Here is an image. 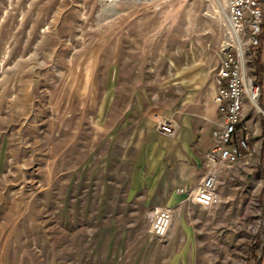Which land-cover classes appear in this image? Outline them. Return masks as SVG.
Returning <instances> with one entry per match:
<instances>
[{"label": "rangeland", "instance_id": "374dc122", "mask_svg": "<svg viewBox=\"0 0 264 264\" xmlns=\"http://www.w3.org/2000/svg\"><path fill=\"white\" fill-rule=\"evenodd\" d=\"M225 4L0 0V264H264V160L210 209L164 206L157 180L169 100L236 54ZM164 13L171 31L148 33ZM155 208L174 209L165 238Z\"/></svg>", "mask_w": 264, "mask_h": 264}, {"label": "crops", "instance_id": "0c3cea01", "mask_svg": "<svg viewBox=\"0 0 264 264\" xmlns=\"http://www.w3.org/2000/svg\"><path fill=\"white\" fill-rule=\"evenodd\" d=\"M187 15V14H186ZM184 20H177L178 35L186 37L187 32H193V15ZM159 26H152L148 33L158 32L162 25V33H168L172 29L173 18L165 13L159 18ZM155 23V21L153 22ZM193 27V28H192ZM184 30V31H181ZM261 52L259 62L261 65L260 76V101L259 105L264 110V101L262 92L264 90V24L262 27ZM164 48L162 51L164 52ZM160 51V49H158ZM218 63L210 73H200L197 80L192 75L184 83V90H181L179 96L170 99V105L167 112H163V117L174 123V137L170 138L164 149L162 159V175L157 179L162 182L160 192L161 201L164 206H177L183 200V195L177 193V189H189L196 185L204 176L216 172L218 174V192L222 198V187L229 183L242 182L243 177H250V173L257 171L255 162L259 159L264 160V133L262 120H259V126L250 130L252 122H256V116H252L249 103L244 107L245 130L250 134L249 145L252 149V155H245V152L237 146L242 132L238 130L235 143L231 146L232 152L242 154V159L227 167H221L218 163L216 154H213L217 134L221 130L222 116L218 113L216 103L217 82L216 74ZM182 85V84H181ZM183 86V85H182ZM152 192L150 198L156 195ZM164 204V203H163Z\"/></svg>", "mask_w": 264, "mask_h": 264}, {"label": "built area", "instance_id": "2783aa9c", "mask_svg": "<svg viewBox=\"0 0 264 264\" xmlns=\"http://www.w3.org/2000/svg\"><path fill=\"white\" fill-rule=\"evenodd\" d=\"M225 16L229 29L240 38L242 46L249 50L256 48L260 43V35L264 24V0H226ZM244 51V50H243ZM245 52L241 57L238 50L232 56L230 53L221 61L217 69V96L218 113L222 116L221 130L217 134L213 154L217 155L221 167L239 162L242 154L231 151L235 143L238 130L242 132L237 141L245 155H252L249 145L250 134L245 130L244 107L246 103L256 107L264 117V110L258 106L260 99V87L246 76ZM255 107V106H254ZM174 123L165 121L160 129L166 130L169 136L174 135ZM218 174L212 172L204 176L192 188H179L177 193L183 195V200L177 206L184 203L195 205L204 209H210L220 202L218 192ZM173 208H155L148 214L152 236L165 238L172 223Z\"/></svg>", "mask_w": 264, "mask_h": 264}, {"label": "trees", "instance_id": "16d2710c", "mask_svg": "<svg viewBox=\"0 0 264 264\" xmlns=\"http://www.w3.org/2000/svg\"><path fill=\"white\" fill-rule=\"evenodd\" d=\"M262 34L260 35V45H261V40H262ZM256 61H255V72H256V75L259 77V83H260V76H261V65H260V62H259V55H260V50H259V46L257 48V54H256ZM260 106V105H259ZM262 128H263V133H264V122L262 121ZM263 149H264V144H263ZM261 239L262 237L261 236H258L256 241H255V246L256 248H259V246L261 245Z\"/></svg>", "mask_w": 264, "mask_h": 264}, {"label": "bare ground", "instance_id": "6f19581e", "mask_svg": "<svg viewBox=\"0 0 264 264\" xmlns=\"http://www.w3.org/2000/svg\"><path fill=\"white\" fill-rule=\"evenodd\" d=\"M222 10H223V13H224V15H225L226 13H225V9H224V7H222ZM229 30H230L229 32H230L231 38H232L233 41L237 44V45H236V46H237L236 48H237V50H238L240 56L242 57L244 51H243V48H242L241 40H240L239 37H237V36L234 34V31H233L232 29H229ZM251 103L255 106L256 109H258V108L256 107V102H255V100H252Z\"/></svg>", "mask_w": 264, "mask_h": 264}]
</instances>
